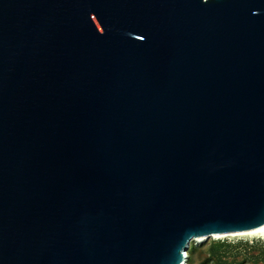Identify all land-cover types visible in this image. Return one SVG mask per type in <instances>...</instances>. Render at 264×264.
<instances>
[{
    "label": "water",
    "instance_id": "1",
    "mask_svg": "<svg viewBox=\"0 0 264 264\" xmlns=\"http://www.w3.org/2000/svg\"><path fill=\"white\" fill-rule=\"evenodd\" d=\"M262 226L264 0H0V264Z\"/></svg>",
    "mask_w": 264,
    "mask_h": 264
},
{
    "label": "rangeland",
    "instance_id": "2",
    "mask_svg": "<svg viewBox=\"0 0 264 264\" xmlns=\"http://www.w3.org/2000/svg\"><path fill=\"white\" fill-rule=\"evenodd\" d=\"M187 264H264V239H209L192 245Z\"/></svg>",
    "mask_w": 264,
    "mask_h": 264
},
{
    "label": "bare ground",
    "instance_id": "3",
    "mask_svg": "<svg viewBox=\"0 0 264 264\" xmlns=\"http://www.w3.org/2000/svg\"><path fill=\"white\" fill-rule=\"evenodd\" d=\"M222 239V238H239V239H264V226L254 230L242 232V233H230V234H214V235H197L190 242L186 249L187 262L189 259V250L192 245H201L209 239Z\"/></svg>",
    "mask_w": 264,
    "mask_h": 264
}]
</instances>
